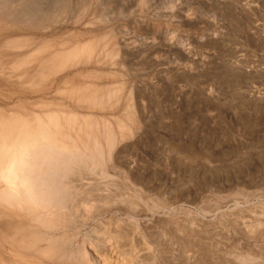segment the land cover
<instances>
[{"label":"bare ground","instance_id":"6f19581e","mask_svg":"<svg viewBox=\"0 0 264 264\" xmlns=\"http://www.w3.org/2000/svg\"><path fill=\"white\" fill-rule=\"evenodd\" d=\"M46 1L0 0V17L30 29L87 19L84 26L98 30L0 45V239L11 261L114 262L100 249L112 253L129 232L148 231L142 203L152 217L173 212L172 204L149 199L139 145L150 123L160 116L168 123L170 107L188 94L178 75L183 60L190 79L197 71L194 13L182 16L180 0L169 7L164 0H90L76 17L72 0ZM134 1L139 14L127 22ZM111 3L124 23L111 26ZM151 4L161 9L153 18Z\"/></svg>","mask_w":264,"mask_h":264},{"label":"rangeland","instance_id":"374dc122","mask_svg":"<svg viewBox=\"0 0 264 264\" xmlns=\"http://www.w3.org/2000/svg\"><path fill=\"white\" fill-rule=\"evenodd\" d=\"M87 1H71L76 17ZM170 1L161 4L169 7ZM218 1H179L182 16L190 10L194 13L197 71L190 79L185 61L181 62L178 76L188 94L170 107L168 112L173 115L168 123L162 116L150 123L139 145L138 161L143 168L139 179L154 191L149 199L175 208L156 218L142 203L138 214L145 223L152 219V224L146 233L129 232L130 241L122 240L112 253L100 249V254L113 259L108 264H264V0ZM151 6L153 18L161 9ZM107 8L109 17H114L111 26L125 22L115 3ZM138 14L134 1L131 12L123 15L128 22ZM166 16L171 21L169 13ZM77 19L68 27L30 29L0 17V45L18 36L51 38L68 31L75 35L98 30L85 27L87 19L76 26ZM191 86L193 95L189 94ZM162 159L168 160V166L160 165ZM159 191L161 197H157ZM103 220H110V215ZM93 227L91 224L87 232ZM6 230L3 234L8 235ZM2 242L0 239V264L59 263L11 261L7 243ZM86 249L94 263L96 251L89 245Z\"/></svg>","mask_w":264,"mask_h":264}]
</instances>
